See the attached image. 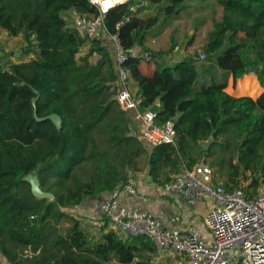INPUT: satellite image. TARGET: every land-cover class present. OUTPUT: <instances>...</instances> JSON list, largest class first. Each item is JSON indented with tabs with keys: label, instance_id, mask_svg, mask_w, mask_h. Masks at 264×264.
I'll return each mask as SVG.
<instances>
[{
	"label": "trees",
	"instance_id": "1",
	"mask_svg": "<svg viewBox=\"0 0 264 264\" xmlns=\"http://www.w3.org/2000/svg\"><path fill=\"white\" fill-rule=\"evenodd\" d=\"M143 1L147 5L136 12L128 5L112 8L104 34L116 35L124 50L140 49L123 67L136 85L139 110L155 111L157 124L174 122L175 146L147 149L129 135V118L115 100L112 50L98 37L79 36L66 21L68 12L95 15L86 0H0V30L22 35L24 55H35L0 65V253L8 264H151L156 249L148 239L124 238L106 224L91 237L64 211L127 183V170L139 171L143 153L147 175L158 186L182 165H198L201 155L230 149L231 181L221 187L241 188L246 197L264 187V0H215L222 16L212 24L199 66L194 56L175 63L150 58L169 55L174 42L165 53L145 46L161 16L165 23L178 18L195 0ZM154 7L156 15L142 16ZM142 59L155 64L152 74L142 72ZM245 75L257 78L259 96L228 95L229 77ZM237 92L254 96V83L247 80ZM34 108L38 118L58 115L60 128L37 122ZM82 163L92 167L85 182L75 175ZM28 175L38 178L52 201L32 196Z\"/></svg>",
	"mask_w": 264,
	"mask_h": 264
},
{
	"label": "built area",
	"instance_id": "2",
	"mask_svg": "<svg viewBox=\"0 0 264 264\" xmlns=\"http://www.w3.org/2000/svg\"><path fill=\"white\" fill-rule=\"evenodd\" d=\"M86 1L95 9V15L76 14L71 20V28L87 38L104 33V19L112 8L128 5L130 11L136 12L147 5L143 0ZM109 39L114 45L115 100L119 109L134 113V119L139 123L138 139L145 148L152 149L161 144L175 146L174 122L157 124V113L152 110L141 112L140 98L129 90L130 78L123 64L129 58H138L139 50H124L116 35ZM175 51H180L178 46ZM195 59L199 66L205 55H196ZM161 190L165 195L181 196L190 206L208 201L210 209L204 218L206 233L198 229L166 228L149 213L123 204L122 199L137 196L136 186L129 182L118 184L98 198L96 216L122 237H144L158 253L177 256L184 264H264V194L246 197L241 188L225 191L213 183L212 170L204 164L191 168L182 165Z\"/></svg>",
	"mask_w": 264,
	"mask_h": 264
},
{
	"label": "rangeland",
	"instance_id": "3",
	"mask_svg": "<svg viewBox=\"0 0 264 264\" xmlns=\"http://www.w3.org/2000/svg\"><path fill=\"white\" fill-rule=\"evenodd\" d=\"M188 5V9L182 11L178 15V18H171L167 20L166 23L164 17L161 16L157 25L153 27L147 35L145 44L156 49L159 48L161 49L160 51H165L170 47L171 43L174 42L175 46L179 47L180 51H184L182 56L184 58L200 54L205 55L202 51L203 45L206 44L207 36L212 29L213 22L220 21L222 11L218 7H216L218 4H216L215 0H195ZM156 14L157 7H154L143 11L142 16L150 17ZM75 15L76 13L74 12H70L66 15V21L68 25H70V22ZM98 38H100L102 43L106 45V47H108L110 50L113 49V47H111L109 38L108 40H106L107 36L104 33L103 35L101 34L100 36H98ZM190 41L191 44L189 46L188 43ZM26 47L27 42L22 35L11 37L6 32L0 30V65L4 64L6 66L8 63H17L20 59L28 60L30 58V55L34 53L32 52L29 55H24ZM86 51L87 50L84 47L79 53V56L84 55ZM92 61L94 62L93 59ZM205 61L206 58L202 62L205 64ZM241 79L242 78H239L238 80L241 81ZM248 79H256L258 83L256 77H251ZM245 82L242 85L238 86L237 80H230L226 91L231 94L234 93L235 95H238L237 91L239 87L243 86ZM258 87L260 88L259 83ZM129 117L130 119H133L132 115H130ZM130 125L132 126L131 123ZM132 130H134L135 132L136 129L132 128ZM230 142L234 143L233 139H230ZM205 145L206 150H208L209 143L203 144V146ZM192 155H194V157L196 158L198 157V148L193 151ZM146 159V153H143L142 156L137 160V167L139 169V172L132 173L131 171L127 170L126 175L128 177V180L130 178H140L141 176L145 175ZM233 163H235L234 155H231L230 149H213L212 154H210L209 156L203 157L201 155L198 164H204L210 167L212 170L213 183L222 186L223 182L229 183L231 181L232 169L230 168V164L233 165ZM91 174L92 167L84 163H82L78 170L75 172L76 177L79 178L81 182L87 181L91 177ZM244 175L247 176L249 175V173ZM68 185L70 186V183H68ZM243 185L245 186L247 184L242 183L241 186ZM260 193L264 194V191L262 192V190L260 189ZM97 202L98 198H89L83 202V204L85 203V205L90 203V205L94 207L92 208V210H90V216H85L80 213V211L82 210V204L76 207L66 208L64 210L74 217L78 218L83 230L89 233L91 237H95L98 233L99 228H102L106 224L105 221L99 220L96 216L95 207ZM25 254L30 255V251L27 250ZM5 261L6 260L0 253V264H8ZM182 262L183 260L177 256H165L164 262H156L155 264H182Z\"/></svg>",
	"mask_w": 264,
	"mask_h": 264
},
{
	"label": "crops",
	"instance_id": "4",
	"mask_svg": "<svg viewBox=\"0 0 264 264\" xmlns=\"http://www.w3.org/2000/svg\"><path fill=\"white\" fill-rule=\"evenodd\" d=\"M216 7H218L222 11V8L219 5H217ZM69 13L70 12H68L67 14H69ZM69 27H71V22H70ZM101 34L103 35V33H101ZM108 38L109 37H107L106 40H108ZM110 44H111V47H114L111 40H110ZM145 46L148 49H150L153 53H159V52L165 53L169 49L168 48L165 51H160L161 49H159V48L156 49V48H153L151 46H148L147 44H145ZM175 47L173 48V51L169 55H165V56L157 55V56L162 57L160 61L168 62V63H175V62H179V61L185 59L186 57L185 58L182 57L184 51L182 50V51L177 52V51H175ZM138 50L140 52V49H138ZM112 53H113V58H114V48L112 49ZM34 56H35L34 54H31L30 58L28 60L32 59ZM195 57H196V55H194V58ZM150 58H152V56ZM28 60H26V61H28ZM142 60H143L141 63L142 72L144 74H147V75L152 74L155 70V64L151 61H147L146 59H142ZM154 60H156V59H154ZM251 77L255 78V76H249V75L243 76L241 81L237 80V83H238L237 85L240 86L247 80H249V82L251 84L254 83V90H255L254 96L251 94H249V95H245V94L235 95L234 93L231 94L228 91H226L227 87L225 88V92L228 95L235 97V98H238V97L256 98V97H258L259 94L262 92V89L258 87V83H257L256 79L255 80L248 79ZM230 80L231 81L233 80L232 77H229L228 83ZM251 80H253V81H251ZM167 82L175 83L176 81L168 78ZM130 86H131V90H130ZM259 89H260V92H259ZM129 90L132 94H136V85L132 80L129 82ZM157 106H158V104H157ZM147 110H151V109H147ZM125 113L127 116L132 115L133 119H134V113L133 112H125ZM129 116H128V118H129V126H128L129 135L137 136V138H139L138 137L139 136V123L135 119H134L135 121L132 118L130 119ZM130 123L132 124V126L130 125ZM132 128L136 129L135 130L136 133L134 132V130H132ZM138 141L140 142L139 139H138ZM202 146H203V144H202ZM143 147H144V145H143ZM128 182L132 183L136 186L137 196L131 197L128 199H122L123 204L128 205V207H135V208H137L143 212L149 213L153 218L159 220L164 225V227H166V228H174V229H182V230L198 229L203 234L206 233V228L204 225V218L206 217V215L210 209V203L208 201L203 202V203H199L195 206H190L179 195H165V194H163V192L161 190V186H158L154 182H152L151 178L147 175L146 170H145L144 176H141L140 178L139 177L130 178L128 180ZM261 190L263 192L264 187H262ZM81 208H82V210L80 211L81 214H83L85 216H90V210H92V208H94V207L92 205H90V203H88L86 205H85V203L84 204L82 203ZM74 218L76 220H78V218H76V217H74ZM108 229H110V228L108 227ZM99 231H100V228L98 230V233H99ZM165 256L167 257V256H172V255H162L161 253H158L156 250V254L152 255L150 263L155 264L156 262H164ZM5 262H7V261H5ZM182 264H184V261L182 262Z\"/></svg>",
	"mask_w": 264,
	"mask_h": 264
},
{
	"label": "water",
	"instance_id": "5",
	"mask_svg": "<svg viewBox=\"0 0 264 264\" xmlns=\"http://www.w3.org/2000/svg\"><path fill=\"white\" fill-rule=\"evenodd\" d=\"M152 58L156 59V60H161V56H157V55H151ZM32 105L34 107V100L32 101ZM33 115H34V119L37 122H43L45 120H49L56 129H59L61 126V118L56 115V114H51L48 115L46 117L43 118H38L36 116V110L35 108L33 109ZM202 148L204 150H206V145L202 146ZM24 181L27 182L30 186V192L32 194V196L38 200H47V201H52L53 200V195L51 193L45 192L41 189L40 187V182L38 180V178L35 175H28L24 178Z\"/></svg>",
	"mask_w": 264,
	"mask_h": 264
},
{
	"label": "clouds",
	"instance_id": "6",
	"mask_svg": "<svg viewBox=\"0 0 264 264\" xmlns=\"http://www.w3.org/2000/svg\"><path fill=\"white\" fill-rule=\"evenodd\" d=\"M113 3H120L122 0H112Z\"/></svg>",
	"mask_w": 264,
	"mask_h": 264
},
{
	"label": "snow or ice",
	"instance_id": "7",
	"mask_svg": "<svg viewBox=\"0 0 264 264\" xmlns=\"http://www.w3.org/2000/svg\"><path fill=\"white\" fill-rule=\"evenodd\" d=\"M108 5L106 4L105 7H107Z\"/></svg>",
	"mask_w": 264,
	"mask_h": 264
}]
</instances>
